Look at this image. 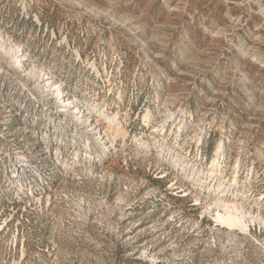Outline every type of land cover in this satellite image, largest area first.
Listing matches in <instances>:
<instances>
[{"label": "rangeland", "instance_id": "1", "mask_svg": "<svg viewBox=\"0 0 264 264\" xmlns=\"http://www.w3.org/2000/svg\"><path fill=\"white\" fill-rule=\"evenodd\" d=\"M0 264H264V0H0Z\"/></svg>", "mask_w": 264, "mask_h": 264}, {"label": "bare ground", "instance_id": "2", "mask_svg": "<svg viewBox=\"0 0 264 264\" xmlns=\"http://www.w3.org/2000/svg\"><path fill=\"white\" fill-rule=\"evenodd\" d=\"M64 107L66 108L67 107V104L64 105ZM93 144H95L96 142H92ZM220 150V149H219ZM229 217H227V220H228Z\"/></svg>", "mask_w": 264, "mask_h": 264}]
</instances>
